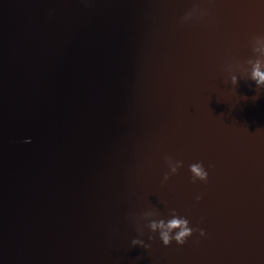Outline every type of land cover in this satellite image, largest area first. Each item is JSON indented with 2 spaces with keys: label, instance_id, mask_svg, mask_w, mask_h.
<instances>
[{
  "label": "water",
  "instance_id": "95a60500",
  "mask_svg": "<svg viewBox=\"0 0 264 264\" xmlns=\"http://www.w3.org/2000/svg\"><path fill=\"white\" fill-rule=\"evenodd\" d=\"M257 37L264 0H0V264H264Z\"/></svg>",
  "mask_w": 264,
  "mask_h": 264
},
{
  "label": "clouds",
  "instance_id": "9594fccd",
  "mask_svg": "<svg viewBox=\"0 0 264 264\" xmlns=\"http://www.w3.org/2000/svg\"><path fill=\"white\" fill-rule=\"evenodd\" d=\"M201 14H206V10H202ZM193 14L188 13L184 20L192 19ZM255 41L264 43V37H257ZM254 51L264 53V48H254ZM253 63V71L251 73V80L256 83L258 88L264 87V71L261 70L262 65H264V60H256L249 61ZM233 85H238L239 79L238 77L233 76L231 80ZM167 164L170 169L171 174H176L178 169L183 167V163L181 161H174L172 158H166ZM190 172L193 175V179L199 180L202 182H207L209 179V173L205 169L203 163H193L189 166ZM170 179V174L166 173L163 177V180L166 182ZM202 197L197 196L196 199L199 201ZM151 215V213H148ZM148 227L153 233L158 232L159 238L162 241L163 245L170 246L173 241H175L179 245H183L186 243L189 237L193 235L195 231H199L201 236L206 235L203 229H194L190 226V221L187 218L178 216L175 211H173L172 218L165 221L164 219L159 220H151L148 224ZM142 231V230H141ZM149 239H155V237L150 236ZM132 244L134 246H141L143 248H149L151 245L145 244V242L141 239H133Z\"/></svg>",
  "mask_w": 264,
  "mask_h": 264
}]
</instances>
